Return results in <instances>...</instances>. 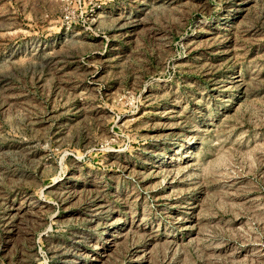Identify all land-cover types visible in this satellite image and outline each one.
I'll list each match as a JSON object with an SVG mask.
<instances>
[{"label": "rangeland", "instance_id": "374dc122", "mask_svg": "<svg viewBox=\"0 0 264 264\" xmlns=\"http://www.w3.org/2000/svg\"><path fill=\"white\" fill-rule=\"evenodd\" d=\"M0 264H264V0H0Z\"/></svg>", "mask_w": 264, "mask_h": 264}]
</instances>
